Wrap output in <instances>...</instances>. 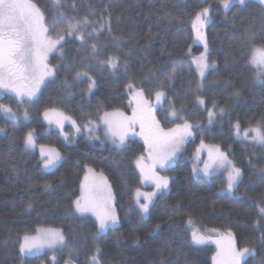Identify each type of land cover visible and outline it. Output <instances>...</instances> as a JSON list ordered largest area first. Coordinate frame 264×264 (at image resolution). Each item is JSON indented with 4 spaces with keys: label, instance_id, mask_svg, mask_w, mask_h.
<instances>
[{
    "label": "trees",
    "instance_id": "obj_1",
    "mask_svg": "<svg viewBox=\"0 0 264 264\" xmlns=\"http://www.w3.org/2000/svg\"><path fill=\"white\" fill-rule=\"evenodd\" d=\"M34 2L49 21L64 12L76 19L87 16L90 23L85 28L87 43L64 33L62 53L50 58L55 74L31 106L30 120L0 119V264H52L54 258L57 264L69 259L72 264H91L97 246L99 264H213L215 241L229 232L238 250H251L240 264H264V145L237 139L233 128L237 121L241 128L264 122V81L257 80V70L246 63V38L257 45L264 43V6L255 0L234 4L228 11L220 0ZM208 5L211 19L203 31L210 47L208 61L216 67L200 81L192 58L204 46L195 39L191 22ZM55 27L66 28L67 21ZM93 28L99 35H88ZM93 43L97 45L95 56ZM109 57L116 59L115 69L101 63ZM173 68H177L175 73ZM77 72L88 76L77 77ZM88 77L95 81L94 90H89ZM129 83L133 84L131 92ZM141 89L147 100L158 90L165 93L163 106L156 110L165 129L184 119L199 125L182 154L160 171L169 178V187L153 198L144 215L135 196L137 189L150 192L136 166V160L146 156L144 142L129 139L118 148L92 138L103 129L98 115L119 110L131 116V94ZM172 107L179 118L169 115ZM47 108L66 113L82 133L64 139L45 120ZM209 109L214 112L211 122ZM30 130L38 146L62 153L55 170L44 171L39 154L25 148L24 137ZM201 141L222 146L243 170L236 195L226 192L223 176L194 174L190 157ZM88 168L110 182L119 218L118 226L100 237H96V217L78 213L74 205ZM40 227L62 229L64 247L56 253L24 257L20 252L23 236ZM192 229L210 240L194 243Z\"/></svg>",
    "mask_w": 264,
    "mask_h": 264
},
{
    "label": "snow or ice",
    "instance_id": "obj_2",
    "mask_svg": "<svg viewBox=\"0 0 264 264\" xmlns=\"http://www.w3.org/2000/svg\"><path fill=\"white\" fill-rule=\"evenodd\" d=\"M235 2L243 5L245 0H235ZM259 2L264 5V0H259ZM53 3L59 5L60 0H53ZM232 4L233 0H222V6L225 10H228ZM210 19L211 5H208L197 11L191 22L192 30L196 34L195 39L201 41L204 45V52L195 58V63L202 78L205 71L210 67L208 63V42L203 32L204 26ZM65 21H67V27L57 30L55 26ZM89 23L90 20L87 16L76 19V17L69 16L64 12L52 15L49 21L45 11L34 0H0V96L6 93H14L16 97H27L28 100L36 97L44 79L54 75L55 69L50 67L48 58L49 54L54 52L64 41V33L66 32L69 36L75 35L82 44L87 43L85 28ZM103 26L102 24L101 28ZM109 31H111L110 26ZM53 33H55V38H53ZM93 34L99 35L98 30L93 28L88 33L89 36ZM246 39L248 52L246 63L257 69L256 79L264 81V43L257 45L252 38ZM91 49L93 56H95L97 45L93 43ZM101 63H107L113 69L117 67V61L113 57H109ZM176 71L177 68L172 69L173 73ZM82 75L88 76L87 72L76 73L77 77ZM88 79L90 81L89 90H91L95 86V81L91 77H88ZM127 88L131 92L133 84L129 83ZM161 88H163V85H161ZM164 97L165 93L162 90L156 91V104H159ZM129 103L135 104L131 116L125 115L119 110L105 111L102 115H98V120L103 123L107 138L114 144L123 146L130 136L139 135L143 138L147 157L140 156L136 160V166L140 170L142 181H150L155 187L153 192L142 193L137 189L135 193L136 203L139 205L141 214L144 215L149 212V205L153 203V198L158 194L163 195L169 187V178L161 176L157 169H166L171 164L182 144L194 135V127H199V125L194 126L187 119H184L182 123L176 124L175 127L165 129L155 117L154 109L156 105L145 99L142 89L133 92ZM199 103L204 104V100L199 99ZM221 112H223V109H221ZM169 115L179 118L174 107L171 108ZM208 115L209 122H211V118L214 116L212 109L208 110ZM0 116L13 120L17 119V114L5 104H0ZM24 116L27 118V111L24 112ZM43 116L49 124L55 123L61 129V132H63L64 121L71 119L55 108L45 109ZM89 123L93 122L90 121ZM72 126L76 132L80 131V127L74 120ZM137 126H139V132H136ZM233 128L237 136H243L246 140L264 145V122L255 127L249 126L242 129L240 122L237 121ZM94 139H98V137H94ZM24 146L26 149L36 146L34 131L27 132L24 137ZM203 146V141H201V147ZM40 154L44 169L55 168L62 159L61 154L56 149L45 148L43 145L40 146ZM208 156L209 160L204 164L203 173L210 175L214 168H227L226 190L229 193L233 192L242 176L241 169L229 161L219 147H209ZM146 160L150 163H146ZM198 171L197 168H193L194 173ZM80 189V196L74 201L75 209L81 214L91 212L96 217L98 224L96 237H100L109 228L119 224V218L112 203L111 188L102 173L96 176L94 170L88 168ZM141 197H143V203L140 202ZM261 212L264 213V208L261 209ZM188 224L191 226V219H189ZM36 231L37 235L35 236L28 234L23 236V242L20 244L22 254L35 255L45 247L52 248L64 243L63 233L59 229L39 228ZM210 238V236L200 234L199 230L192 229L194 243L204 244ZM215 243L217 252L212 258L213 264H240L241 258L251 251L248 248L238 250L231 232L226 237L216 240ZM99 252L100 249L97 246L95 253L90 257L91 264H99ZM65 264H72L71 259L66 261Z\"/></svg>",
    "mask_w": 264,
    "mask_h": 264
},
{
    "label": "rangeland",
    "instance_id": "obj_3",
    "mask_svg": "<svg viewBox=\"0 0 264 264\" xmlns=\"http://www.w3.org/2000/svg\"><path fill=\"white\" fill-rule=\"evenodd\" d=\"M246 1H248V0H245V2ZM255 1H257V2H259V0H255ZM260 3V2H259ZM234 4H238V3H236L235 2V0H233V4H232V6L234 5ZM220 5H221V7L223 8V6H222V0H220ZM231 6V7H232ZM264 6V5H263ZM230 7V8H231ZM229 8V9H230ZM224 9V8H223ZM228 9V10H229ZM225 10V9H224ZM228 10H225V11H228ZM204 32V34H205V37H206V33H205V31H203ZM53 38H55V37H53ZM206 39H207V37H206ZM65 40V39H64ZM64 41H62L61 43H63ZM201 44H202V46H204L203 45V43L201 42ZM208 49H209V51H210V47H209V45H208ZM209 51H208V53H209ZM203 52H204V50H203ZM62 53V48L60 47V45L57 47V49L54 51V52H52V53H50L49 54V58H48V60H49V65H50V67H53L54 69H55V71H56V68H55V66H53L51 63H50V58L52 57V55H54V54H61ZM200 55H196V56H193V58H192V61H193V64H194V67H195V70H196V73H197V75H198V78H199V80L200 81H203V79L205 78V76H206V73L208 72V70L210 69V68H214V67H216V63H214V65H213V62H210L209 63V61H208V63H209V65H210V67L205 71V75H204V77L202 78L201 76H200V73H199V69H198V67H197V65H196V63H195V58H197V57H199ZM252 66V65H251ZM252 67H254V66H252ZM255 68V67H254ZM256 69V68H255ZM257 70V69H256ZM54 74H55V72H54ZM54 75H52V76H48V77H46L45 79H44V81H43V83H41V85H40V90H39V92L37 93V95H36V97H34L32 100H28V98L27 97H23V98H20V97H16L15 96V94L14 93H6V94H4L3 96H0V104H5V105H7V106H9V107H11L12 108V110H13V112H15L16 114H17V119L16 120H14V121H17V120H24V121H28V120H30V118H31V115H30V108H31V106L38 100V98H39V96H40V94H41V91H42V89H43V87H44V85H45V83L49 80V79H51L52 77H53ZM95 87H96V85L94 86V87H92L91 88V90H94L95 89ZM136 91H138V90H136ZM132 95L133 94H131V98H132ZM144 97H145V95H144ZM165 97H166V95H165ZM165 97L162 99V101L159 103V104H156V99H155V93L153 94V96L150 98V99H148L152 104H154V105H156L155 106V109H154V113H155V117H156V119L159 121V119H158V116H157V113H156V110L158 109V108H160V107H162L163 106V104H164V101H165ZM130 98V99H131ZM145 99H147V98H145ZM21 100H23V102H21ZM135 106V104L133 103V105H132V107H134ZM25 111H27V113H28V116H27V118H25V116H24V112ZM62 112V111H61ZM64 113V112H63ZM66 116H68L66 113H64ZM68 117H70V116H68ZM2 118H4V119H9V120H13V119H11V118H7V117H5V116H0V119H2ZM71 118V117H70ZM74 119H69V120H65L64 121V126H63V132H61V129L59 128V127H57V125L55 124V123H52V124H50V125H52V126H55L57 129H58V131L60 132V134L62 135V137L64 138V139H70V137H74V138H77V134H76V131H75V128L72 126V121H73ZM75 121V120H74ZM76 122V121H75ZM183 122V121H182ZM181 122V123H182ZM47 123H48V121H47ZM49 124V123H48ZM76 124H78L77 122H76ZM253 127H255V126H253ZM243 129V128H242ZM89 130L90 129H88L87 128V130H86V132L88 133L89 132ZM136 132H139V126H137L136 127ZM234 134H235V137L237 138V139H242V140H245V141H247V142H250L251 144H255V145H257V146H259V147H262L263 145L262 144H258V143H255V142H252L251 140H246V139H244L243 138V136H237L236 135V133H235V130H234ZM67 137V138H66ZM94 137H98V139H96V140H101V141H103V142H107V143H113L110 139H108L107 138V136H106V129H105V126L103 125V130L101 129L97 134H95V135H93L92 136V138L94 139ZM129 139H139V140H142L143 141V138L141 137V136H139V135H135V136H130L127 140H126V142H125V144L123 145V146H120V145H118V144H114L115 146H117L118 148H123L126 144H127V141L129 140ZM194 139V135L192 136V137H189L183 144H182V146L180 147V150L177 152V154H176V156L173 158V161L171 162V164L182 154V152H183V150H185V148H186V146L188 145V143L191 141V140H193ZM144 142V141H143ZM203 147H201V143H199L197 146H196V149H195V151H193L192 152V155H191V157H190V161H191V166H192V170H193V168L195 167V168H197L199 171L198 172H196V173H194L196 176H203V177H205V178H212V177H214V176H217V175H221V176H223V178L225 179V181H226V185H225V190L227 189V177H228V169L227 168H214L212 171H211V174L210 175H205L204 173H203V168H204V164H205V162H208V160H209V156H208V148L209 147H212V148H215V147H219V149L223 152V153H225V155L227 156V159L229 160V161H231L236 167H238L234 162H233V160L230 158V156H229V153H228V151L227 150H225V149H223L222 148V146H220L219 144H205V143H203ZM35 148H36V150H35ZM40 148V146H35L34 148H27V150H29V151H37L38 152V154H39V156H40V158H41V154H40V150H38ZM45 148H53V149H56V148H54V147H49V146H45ZM198 149H199V151H198ZM61 155H62V153L58 150V149H56ZM62 157V156H61ZM145 157H147V152H146V156ZM42 160V159H41ZM62 160V159H61ZM61 160H60V162H61ZM60 162L56 165V167L55 168H52V169H44V167H43V163H42V168H43V170L44 171H46V172H51V171H53V170H55L56 168H57V166L60 164ZM146 163H150V161H145ZM238 168H240V167H238ZM137 169L139 170V168L137 167ZM241 169V168H240ZM157 171L160 173V171H161V169H157ZM139 172H140V170H139ZM241 172H242V176H241V178H240V181H239V183L241 182V180H242V177H243V170L241 169ZM107 181V184L110 186V188H111V184H110V182L108 181V179L106 180ZM239 183H238V185H239ZM144 185L145 186H147V187H149L150 188V192H153V191H155V187H154V184L152 183V182H144ZM238 187V186H237ZM237 187L235 188V190L233 191V192H231V193H229L227 190H226V192H228L229 194H231V195H236V189H237ZM111 193H112V197H114V194H113V190L111 189ZM147 193H149V192H147ZM112 203H113V206H114V208H115V211H116V207H115V200H114V198H113V201H112ZM117 212V211H116ZM91 214V213H90ZM116 226H118V225H116ZM115 226V227H116ZM40 228H51V229H59V230H61L62 231V233H63V236H64V232H63V230L62 229H60V228H53V227H40ZM112 228V227H111ZM39 229V228H38ZM32 236H35V235H37V231L34 233V234H31ZM23 242V239H22V241H21V243ZM65 243H66V239H65V236H64V243L63 244H58V245H56V246H54V247H52V248H48V247H45L43 250H41L38 254H35V255H39V254H42V253H45L46 251H50V252H53V253H56V251H58V250H60L61 248H63L64 247V245H65ZM24 257H32V256H35V255H31V256H28V255H24V254H22ZM52 264H57V261H56V259L54 258L53 259V262H52ZM63 264H65V263H63Z\"/></svg>",
    "mask_w": 264,
    "mask_h": 264
},
{
    "label": "crops",
    "instance_id": "obj_4",
    "mask_svg": "<svg viewBox=\"0 0 264 264\" xmlns=\"http://www.w3.org/2000/svg\"><path fill=\"white\" fill-rule=\"evenodd\" d=\"M78 125V124H77ZM79 126V125H78ZM80 127V126H79ZM103 130V129H102ZM82 133V128L80 127V131L79 132H76V134H77V136L79 135V134H81ZM74 137H70V139H73ZM35 150H36V148H35ZM38 150H40V148L38 149ZM62 156V155H61ZM87 173V172H86ZM94 173L96 174V176H99L101 173H98V172H95L94 171ZM103 177L107 180V178H106V176L105 175H103ZM84 180V179H83ZM111 189H112V187H111ZM114 194V193H113ZM114 198V200H115V196L113 197ZM116 207V206H115ZM117 211V210H116ZM89 213H91V212H89ZM92 214V213H91ZM116 214H117V212H116ZM93 215V214H92ZM117 216H118V214H117Z\"/></svg>",
    "mask_w": 264,
    "mask_h": 264
}]
</instances>
